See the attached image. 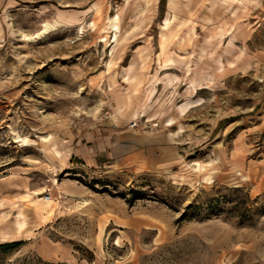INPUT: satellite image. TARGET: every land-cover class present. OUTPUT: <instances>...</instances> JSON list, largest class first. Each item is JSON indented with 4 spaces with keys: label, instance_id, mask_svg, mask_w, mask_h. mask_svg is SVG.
Here are the masks:
<instances>
[{
    "label": "rangeland",
    "instance_id": "obj_1",
    "mask_svg": "<svg viewBox=\"0 0 264 264\" xmlns=\"http://www.w3.org/2000/svg\"><path fill=\"white\" fill-rule=\"evenodd\" d=\"M0 264H264V0H6Z\"/></svg>",
    "mask_w": 264,
    "mask_h": 264
},
{
    "label": "crops",
    "instance_id": "obj_2",
    "mask_svg": "<svg viewBox=\"0 0 264 264\" xmlns=\"http://www.w3.org/2000/svg\"><path fill=\"white\" fill-rule=\"evenodd\" d=\"M6 3V0H0V6L2 7Z\"/></svg>",
    "mask_w": 264,
    "mask_h": 264
},
{
    "label": "bare ground",
    "instance_id": "obj_3",
    "mask_svg": "<svg viewBox=\"0 0 264 264\" xmlns=\"http://www.w3.org/2000/svg\"><path fill=\"white\" fill-rule=\"evenodd\" d=\"M169 125L173 124V121L168 122Z\"/></svg>",
    "mask_w": 264,
    "mask_h": 264
},
{
    "label": "trees",
    "instance_id": "obj_4",
    "mask_svg": "<svg viewBox=\"0 0 264 264\" xmlns=\"http://www.w3.org/2000/svg\"><path fill=\"white\" fill-rule=\"evenodd\" d=\"M5 244L11 245V243H5Z\"/></svg>",
    "mask_w": 264,
    "mask_h": 264
}]
</instances>
